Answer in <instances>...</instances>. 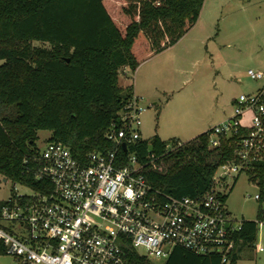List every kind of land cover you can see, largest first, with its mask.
I'll return each mask as SVG.
<instances>
[{
	"label": "trees",
	"instance_id": "obj_1",
	"mask_svg": "<svg viewBox=\"0 0 264 264\" xmlns=\"http://www.w3.org/2000/svg\"><path fill=\"white\" fill-rule=\"evenodd\" d=\"M205 2L0 0V60H5L0 66V174L37 189L25 159L35 155L40 131L50 132V141L67 145L83 161L92 152L113 150L107 133L134 91L120 85L123 70L135 73L176 45L197 24ZM211 131L164 156L168 141L158 134L130 150L142 163L149 162L144 173L155 188L176 197H198L211 190L222 164L236 160L241 141V136L222 137L211 148ZM151 153L157 158L150 162ZM243 173L260 185L263 198L264 158ZM258 233L256 221H243L234 234L232 264L256 247ZM126 253L130 264H158L135 248L127 247ZM162 264L222 261L176 247Z\"/></svg>",
	"mask_w": 264,
	"mask_h": 264
},
{
	"label": "built area",
	"instance_id": "obj_2",
	"mask_svg": "<svg viewBox=\"0 0 264 264\" xmlns=\"http://www.w3.org/2000/svg\"><path fill=\"white\" fill-rule=\"evenodd\" d=\"M254 81H264V70H249ZM133 91L119 118L107 133L114 149L95 151L78 159L65 144L47 140L25 159L37 189L12 194L0 206V247L10 264H130L126 248H143L154 262L166 261L176 247L203 256H220L231 263L234 234L242 223L226 207L230 179L264 158V86L241 94L232 115L211 130L210 147L222 137L241 136L236 160L222 164L213 187L202 196L176 197L155 188L147 179L137 152L130 150L142 137L143 115L149 106ZM251 115L244 124V115ZM174 139L166 152L183 145ZM155 153L148 155L154 161ZM251 198V197H249ZM264 201L261 194L252 197ZM264 226V207L256 219ZM259 251L264 245L256 242Z\"/></svg>",
	"mask_w": 264,
	"mask_h": 264
},
{
	"label": "rangeland",
	"instance_id": "obj_3",
	"mask_svg": "<svg viewBox=\"0 0 264 264\" xmlns=\"http://www.w3.org/2000/svg\"><path fill=\"white\" fill-rule=\"evenodd\" d=\"M259 1L207 0L200 23L184 40L141 64L138 74L122 72L120 85L127 88L136 83L139 96L149 106L143 115V139L158 134L164 141L175 137L189 141L228 119L234 100L241 94L264 86V81L248 76L249 70H264V10L258 8ZM34 45L50 48L41 42ZM4 63L0 60V66ZM250 118L245 114L244 124L249 125ZM50 137V132L40 131L39 147L44 148ZM5 179L0 174V200L15 193H31ZM229 181L233 189L227 195L228 208L233 224L256 221L264 201L252 197L260 194V185L245 173L236 182ZM258 243L264 244V226L258 233ZM139 252L145 250L140 248ZM10 263V257L0 256V264ZM235 264H264V252L257 247L246 249Z\"/></svg>",
	"mask_w": 264,
	"mask_h": 264
},
{
	"label": "crops",
	"instance_id": "obj_4",
	"mask_svg": "<svg viewBox=\"0 0 264 264\" xmlns=\"http://www.w3.org/2000/svg\"><path fill=\"white\" fill-rule=\"evenodd\" d=\"M206 2H207V0H206ZM206 2H205V4H204V7H203V10H202V12H201V16H200V18H199V20H198V22H197V24L194 26V28L200 23V20L202 19V17H203V13H204V10H205V8H206ZM261 4V5H260ZM258 8L260 9V11L261 12H263V8H264V0H260L259 1V6H258ZM193 28V29H194ZM192 29V30H193ZM191 30V31H192ZM190 31V32H191ZM189 34V33H188ZM188 34H186L181 40H184L187 36H188ZM180 43V42H179ZM161 54V53H160ZM159 55V54H158ZM157 55V56H158ZM157 56H155L154 58H156ZM153 57L151 58V59H149V60H147L146 61V63L147 62H149L150 60H152V59H154ZM146 63H144V64H146ZM143 64V65H144ZM143 65H141L138 69H140ZM137 69V71H136V73L138 74V72H139V70ZM125 73H128L130 70L128 69V68H125L124 70H123ZM133 90H134V92L135 93H139L138 91H137V88H136V83H133ZM222 123V122H221ZM214 126H210L206 131H204V132H207V131H209V130H211L212 128H213ZM203 133V132H202ZM174 139H178L179 140V138H177V137H175ZM226 207H227V209H228V212L231 214V211L229 210V208H228V197H227V199H226ZM232 215V214H231ZM257 242H258V239H257ZM264 245V244H263Z\"/></svg>",
	"mask_w": 264,
	"mask_h": 264
},
{
	"label": "water",
	"instance_id": "obj_5",
	"mask_svg": "<svg viewBox=\"0 0 264 264\" xmlns=\"http://www.w3.org/2000/svg\"><path fill=\"white\" fill-rule=\"evenodd\" d=\"M6 180V179H5Z\"/></svg>",
	"mask_w": 264,
	"mask_h": 264
}]
</instances>
